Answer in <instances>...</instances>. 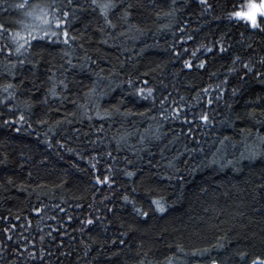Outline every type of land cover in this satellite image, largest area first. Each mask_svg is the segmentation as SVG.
<instances>
[{"label": "trees", "instance_id": "obj_1", "mask_svg": "<svg viewBox=\"0 0 264 264\" xmlns=\"http://www.w3.org/2000/svg\"><path fill=\"white\" fill-rule=\"evenodd\" d=\"M260 2L0 0V264L264 261Z\"/></svg>", "mask_w": 264, "mask_h": 264}, {"label": "snow or ice", "instance_id": "obj_2", "mask_svg": "<svg viewBox=\"0 0 264 264\" xmlns=\"http://www.w3.org/2000/svg\"><path fill=\"white\" fill-rule=\"evenodd\" d=\"M202 3L205 2V0H201ZM27 0H25V3H21L16 5L17 8H24L26 6ZM93 3H95V0H93ZM104 7H107V5H105ZM29 15H31V13H29ZM46 15V14H45ZM65 16L67 15V13L64 14ZM231 16H235L238 19L241 20H245L248 23H250L253 27H259L260 25L257 23V15L260 16H264V2H261L259 4L256 3H249L247 5V11H234L233 13L230 14ZM44 23H48L47 19L44 20ZM60 21L57 20L56 22V27L59 28L60 27ZM3 25H0V28H2ZM47 31H45V35H47ZM53 35H56L55 32L52 33ZM65 36H67V32L64 33ZM33 40H36L37 37L36 36H32ZM42 39V37H41ZM25 43H29L27 40L25 41ZM65 43H67V41H65ZM24 45L21 44L18 48L17 51L20 50V47H23ZM201 67H203V65H201ZM205 120L207 119V117H203ZM130 175V174H129ZM107 177H105V182H107ZM127 199V198H125ZM154 204L157 205V209L160 211H163L162 206H160L158 201H153ZM139 211V210H137ZM88 223H91V221H88ZM243 258V257H242ZM213 264H215V261H213ZM253 264H257L256 261H253ZM260 264H264V261H261Z\"/></svg>", "mask_w": 264, "mask_h": 264}, {"label": "water", "instance_id": "obj_3", "mask_svg": "<svg viewBox=\"0 0 264 264\" xmlns=\"http://www.w3.org/2000/svg\"><path fill=\"white\" fill-rule=\"evenodd\" d=\"M261 2H264V0H261ZM261 2H260V3H261ZM257 16H260V15H257ZM255 261L257 262V264H260V262H261V261H259V260H255ZM251 264H253V262H252Z\"/></svg>", "mask_w": 264, "mask_h": 264}]
</instances>
